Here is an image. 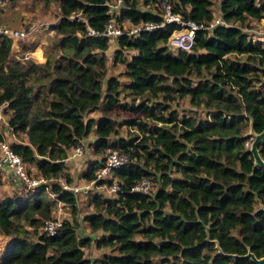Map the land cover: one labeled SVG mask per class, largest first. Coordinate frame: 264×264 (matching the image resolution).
I'll return each instance as SVG.
<instances>
[{
    "label": "trees",
    "instance_id": "16d2710c",
    "mask_svg": "<svg viewBox=\"0 0 264 264\" xmlns=\"http://www.w3.org/2000/svg\"><path fill=\"white\" fill-rule=\"evenodd\" d=\"M39 1L58 9L43 61L13 55L12 41L0 36V113L13 135H24L9 147L33 175L66 183L67 154L91 131L94 158L81 178L94 180L107 149L129 159L94 182L115 179V196L86 191L92 210L81 219L84 236L76 233V195L55 181L49 190L21 186L25 192L1 197L0 264H253L227 255L264 256V168L253 163L247 135L250 122L255 133L264 128V47L241 30L264 18V0H216L215 10L212 0H122L113 12L109 0ZM165 3L184 21L218 16L229 25L195 31L190 51L176 54L166 47L176 23L116 36L113 61L123 67L106 76L110 38L87 28L101 32L110 18L118 26L160 24ZM182 99L191 114L178 109ZM111 106L132 113L118 123L128 138H111ZM258 153L264 160V140ZM141 179L155 189L130 192ZM57 202L70 218L54 235L38 232ZM91 244L107 251L89 258L83 248Z\"/></svg>",
    "mask_w": 264,
    "mask_h": 264
},
{
    "label": "rangeland",
    "instance_id": "374dc122",
    "mask_svg": "<svg viewBox=\"0 0 264 264\" xmlns=\"http://www.w3.org/2000/svg\"><path fill=\"white\" fill-rule=\"evenodd\" d=\"M213 1V10L216 7V0ZM161 11V9L159 8ZM58 9L54 2L45 5L42 1L39 0H0V24L5 25L10 28H26L33 24H38V30H34L30 36L23 42H17L14 46V52L17 53V50H25L26 52L31 51L38 47V54L42 55V51L46 48L47 44L51 41L52 33L48 30V26L58 19ZM216 15V14H215ZM258 20L252 21L249 20L247 22V26L243 27V29H247V34L249 37L255 35V33L259 30V22ZM124 31H128L130 25L127 23L121 25ZM114 50H117V44L115 42V38H110L108 42V49L106 50V76L108 75H117L119 72L122 71V65L118 62H114ZM124 51V50H123ZM124 55L127 54L126 51L123 52ZM17 55V54H15ZM43 57V55H42ZM123 79V77H120ZM128 100V99H126ZM124 100L121 98L120 102ZM178 109L183 111L186 114H191V107L188 106L186 99H182L177 103ZM110 118H112L117 124L113 125V129L115 130V135L111 134L112 137H125L128 138V132L126 126L118 125V123L122 122V120L132 113L128 111H124L118 109L116 106H111L106 113ZM86 116H91L93 118H98L100 113L98 112H90ZM3 120V117L1 118ZM10 132V131H9ZM11 133V132H10ZM11 134L7 133V139H15V140H24V135L21 133L14 134L13 137L10 136ZM94 139V134L91 131L86 137L81 140L82 145V153L75 158L65 160L67 170L69 175L72 178V183L79 186L85 187L84 192H78L76 195V207H77V216L79 219V227L76 230L78 236H84L88 234V230L85 227V224L82 222V216L88 212H91L92 208L88 200V195L85 194L86 191H95L97 193L102 194L104 197H113L114 194L108 192L107 188L102 184L95 185L94 183H90L89 181L84 180L80 177L81 172L84 170L86 162L90 159L94 158V155L91 152V147L89 146L90 143ZM10 144V143H9ZM111 151L110 149L105 150L103 154H100L99 157H104L105 154ZM98 157V158H99ZM28 166L26 165V168ZM29 169V167L27 168ZM29 175L33 177H37L33 175V172L29 170ZM61 180H63L61 178ZM7 184L5 182L0 181V198L3 196H11L13 194H21L25 192V190L18 184ZM20 186V187H19ZM155 189L153 183L150 182V188L148 192H152ZM46 196L49 200H54V195L48 191ZM50 218H57L60 221L69 219V207L60 203H55L52 205V210L50 214ZM44 221V220H43ZM28 230H32L30 227H26ZM38 232L42 231V227L40 226L37 229ZM7 238L0 235V253L4 245L6 244ZM107 249H96L94 248L93 244L88 247L83 248L84 255L89 258H94L99 256L102 252H106Z\"/></svg>",
    "mask_w": 264,
    "mask_h": 264
},
{
    "label": "built area",
    "instance_id": "2783aa9c",
    "mask_svg": "<svg viewBox=\"0 0 264 264\" xmlns=\"http://www.w3.org/2000/svg\"><path fill=\"white\" fill-rule=\"evenodd\" d=\"M122 0H109L105 3L109 12L116 11L120 6ZM161 9V18L162 22L160 24H154L151 22L140 23L138 25H131L128 31H124L122 28V24L120 26L113 20L109 19L103 27L101 32L93 31L87 28V33L89 35H97V36H106L109 38H115L116 36L126 34L129 36L137 35L141 30L143 31H152L158 28H163L167 23H176L180 27L176 30L171 31L169 34L166 47L170 50L171 53L176 54L179 51L189 52L193 42H194V33L198 30H209L215 25H229L224 22L220 17L215 16L211 21L207 23H195L191 20L184 21L178 14H172L170 12V6L165 3L160 6ZM259 30L249 37V39L264 47V19H259ZM38 30V24H33L24 29L18 28H10L5 25L0 24V36L9 38L14 46L19 40H26L28 36L34 30ZM243 32L247 33V29H241ZM111 150V149H110ZM82 153V145L79 143L75 147H73L69 153L67 154L66 160L75 158ZM129 159L128 155L125 152L119 150H111L108 151L101 165L95 172V178L90 183H94L96 181L105 180L108 177L109 171L112 168H117L127 162ZM0 175L3 180L6 181L7 184H19L20 186H24L27 190H34L39 187H44L45 190H49L46 186L49 182H57L61 189L69 190L75 195L78 192H84L85 187H79L73 183H66L64 180L58 179H45L43 177H33L27 173L26 166L21 161V158L17 156L11 148L9 147V143L6 141L0 142ZM108 190V192L112 194H116L119 191L118 183L115 179H110L109 183H102ZM47 188V189H46ZM150 181L148 179H141L134 186H132L129 191L130 192H142L149 193ZM61 221L57 218H49L45 219L42 224V231L47 235H54L56 233V229L59 227Z\"/></svg>",
    "mask_w": 264,
    "mask_h": 264
},
{
    "label": "water",
    "instance_id": "95a60500",
    "mask_svg": "<svg viewBox=\"0 0 264 264\" xmlns=\"http://www.w3.org/2000/svg\"><path fill=\"white\" fill-rule=\"evenodd\" d=\"M250 137V143H249V152L253 158V163L261 168H264V160L260 158L258 153V145L264 140V128L258 132L255 133L252 130L251 122L249 123V132L247 134ZM94 236V235H92ZM233 259L237 258H248L253 264H264V256L262 257H255L253 253H251L249 250L246 251L245 254L237 255V254H229L227 255Z\"/></svg>",
    "mask_w": 264,
    "mask_h": 264
},
{
    "label": "crops",
    "instance_id": "0c3cea01",
    "mask_svg": "<svg viewBox=\"0 0 264 264\" xmlns=\"http://www.w3.org/2000/svg\"><path fill=\"white\" fill-rule=\"evenodd\" d=\"M128 24V25H130L126 20H122L121 21V24L122 25H124L125 26V24ZM258 23V22H257ZM130 27H131V25H130ZM15 46V45H14ZM14 46H12V48H11V52H12V54H13V50H14ZM37 50H38V47L37 48H35V49H33V50H31V51H28V52H26V51H22V50H17V53L16 52H14L15 54H17V55H19V56H23L24 58H31V59H33L34 61H37V62H41V61H43V57H42V55H40V54H38V52H37ZM15 54H13V55H15ZM18 57V56H17ZM3 107V105L2 106H0V109ZM3 117V120H1V118ZM7 117H8V114H2V113H0V131L2 130V132H3V136H4V141H6L7 143H12V142H18L19 140H15V139H7V133H9V134H11L10 136L11 137H13V134L12 133H10L9 132V129L6 127V120H7ZM30 169H31V171L33 172V169H32V167L30 166L29 167ZM0 181L2 182H5L6 183V181L5 180H3L2 178L0 179ZM18 184H16V186H17ZM15 186V187H16Z\"/></svg>",
    "mask_w": 264,
    "mask_h": 264
},
{
    "label": "clouds",
    "instance_id": "9594fccd",
    "mask_svg": "<svg viewBox=\"0 0 264 264\" xmlns=\"http://www.w3.org/2000/svg\"><path fill=\"white\" fill-rule=\"evenodd\" d=\"M261 19H264V18H261ZM259 21V20H258ZM173 54V53H172Z\"/></svg>",
    "mask_w": 264,
    "mask_h": 264
}]
</instances>
